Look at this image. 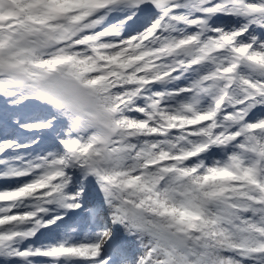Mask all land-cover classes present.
<instances>
[{"label":"snow or ice","instance_id":"snow-or-ice-1","mask_svg":"<svg viewBox=\"0 0 264 264\" xmlns=\"http://www.w3.org/2000/svg\"><path fill=\"white\" fill-rule=\"evenodd\" d=\"M0 264H264V0H0Z\"/></svg>","mask_w":264,"mask_h":264}]
</instances>
